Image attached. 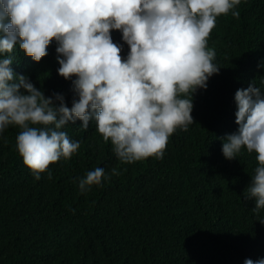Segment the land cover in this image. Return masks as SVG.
<instances>
[{"label":"trees","instance_id":"obj_1","mask_svg":"<svg viewBox=\"0 0 264 264\" xmlns=\"http://www.w3.org/2000/svg\"><path fill=\"white\" fill-rule=\"evenodd\" d=\"M231 15L217 18L208 47L220 66L207 89L193 95V123L169 138L163 159L120 162L110 141L81 121L65 131L80 148L49 165L35 180L15 148L19 128L0 134V264H244L264 258V209L245 191L257 166L242 148L233 160L222 154V138L235 132L237 89L264 92V0H241ZM111 36L128 46L122 34ZM37 63L17 45L14 73L26 75L45 96L63 94L69 107L72 82L58 75L50 44ZM4 58V57H0ZM102 186L81 194L78 179L95 168ZM116 169L118 175H112ZM51 171L52 179L47 178ZM73 209L75 212L73 213Z\"/></svg>","mask_w":264,"mask_h":264},{"label":"clouds","instance_id":"obj_2","mask_svg":"<svg viewBox=\"0 0 264 264\" xmlns=\"http://www.w3.org/2000/svg\"><path fill=\"white\" fill-rule=\"evenodd\" d=\"M241 0H0V134L20 129L15 148L35 180L50 164L80 148L61 129L76 121L96 131L126 164L163 159L169 138L194 122L193 95L218 74L216 51L208 47L217 18L231 15ZM128 46L113 42L111 32ZM52 45L58 75L71 80V107L63 94L45 96L26 75L14 73L10 55L18 45L39 63ZM237 130L222 138V154L233 160L242 148L257 166L245 191L264 209V92L237 89ZM112 175H118L116 169ZM47 178L52 179L51 171ZM97 167L78 179L81 194L102 186ZM73 213L75 209L72 210ZM264 224V219H258ZM244 264H264V258Z\"/></svg>","mask_w":264,"mask_h":264}]
</instances>
